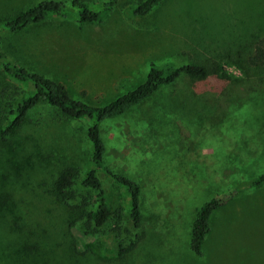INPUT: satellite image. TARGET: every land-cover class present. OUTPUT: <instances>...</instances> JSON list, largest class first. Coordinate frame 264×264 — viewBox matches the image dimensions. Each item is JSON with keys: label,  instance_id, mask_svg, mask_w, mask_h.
<instances>
[{"label": "rangeland", "instance_id": "374dc122", "mask_svg": "<svg viewBox=\"0 0 264 264\" xmlns=\"http://www.w3.org/2000/svg\"><path fill=\"white\" fill-rule=\"evenodd\" d=\"M35 1L0 0V19ZM81 2L110 7L90 23L50 16L3 33L1 48L92 105L141 83L150 63L212 68L220 62L230 79L180 75L163 88L155 106L165 104L170 114L154 116L167 117L170 128L150 142H140L135 124L127 128L129 113L104 124L106 163L141 185L142 218L132 226L124 188L98 173L110 209L119 208L121 217L118 230L108 231L110 221L96 234L70 225L69 213L50 194L59 168L76 164L83 171L87 123L66 119L45 102L35 105L0 147V184L1 174L8 175L0 194L10 195L0 201V264H117L114 240L127 246L137 237L131 261L144 264H264V183L246 187L264 171V65L244 72L237 65L264 39V0H160L141 17L129 13L139 0ZM8 81L0 76V88L18 86ZM151 175L158 193L146 185ZM232 188L237 192L208 220L200 254L192 253L188 241L197 208ZM160 200L165 210L156 214Z\"/></svg>", "mask_w": 264, "mask_h": 264}, {"label": "trees", "instance_id": "16d2710c", "mask_svg": "<svg viewBox=\"0 0 264 264\" xmlns=\"http://www.w3.org/2000/svg\"><path fill=\"white\" fill-rule=\"evenodd\" d=\"M159 1L139 0L129 13L134 17L144 16ZM109 7V3H103L101 8H92L81 0H70L68 5L59 0H36L16 15L0 19V36L3 33L23 31L50 16H73L81 23L94 22ZM237 65L242 71L246 68L250 69L252 66H263L264 39L257 40L253 44L252 54ZM180 75L196 79L213 75L225 83L230 79L220 62H216L212 68L193 63L180 65H173L170 62L158 65L150 63L141 83L105 104L92 105L72 97L60 82L18 64L0 46V76L6 77L10 80L8 82H15L18 85L1 84L0 147H2V143H8V140L16 135L30 110L39 102H45L54 107L66 119H84L87 123L85 135L88 142L85 167L82 172L76 164H68L59 168L51 180L50 194L69 213L70 225L79 223L86 233L96 234L112 221L113 225L108 231H116L121 214L119 208L111 210L107 202L98 177V173L104 174L124 188L128 197L129 218L132 226L138 227L142 218L141 185L133 176L118 172L106 163L107 146L102 129L104 124L116 121L124 114L129 113L133 115V121L129 122L130 125L127 128L130 129L135 124V127L140 129L137 134L140 136L139 139L141 138L140 142H150L151 135L168 130L170 126L167 117L161 116L162 119L160 117L158 119L154 115L157 111L160 113L169 112V114L170 111L163 103L159 105L161 108L158 110L154 97H157L163 88L175 83ZM149 150L147 152L151 154L152 152ZM150 172L154 171L150 170ZM1 176L6 181L8 175L1 174ZM2 181L0 179V182ZM5 181L0 186H3ZM145 182L150 192L158 193L160 184L154 181L153 175L145 179ZM263 183L264 171L253 177L246 187H257ZM236 192L235 188L226 190L199 205L190 226L188 248L192 253L200 254L201 243L207 233L208 220L213 211ZM9 196L0 194V201H5ZM161 203L162 200L154 209L156 214L160 210H165V208L163 209L164 205H160ZM140 239L141 237H137L135 242L127 246L114 240L116 247L114 254L116 260L114 261L117 264H144L139 260L131 261ZM91 252L98 257L95 250L92 249Z\"/></svg>", "mask_w": 264, "mask_h": 264}]
</instances>
